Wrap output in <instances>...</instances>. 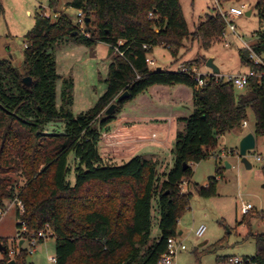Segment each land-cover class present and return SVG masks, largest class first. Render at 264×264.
<instances>
[{
	"label": "trees",
	"instance_id": "16d2710c",
	"mask_svg": "<svg viewBox=\"0 0 264 264\" xmlns=\"http://www.w3.org/2000/svg\"><path fill=\"white\" fill-rule=\"evenodd\" d=\"M67 7L88 19L84 32L60 10V0H49V10L58 15L53 20L37 14L26 40L23 72L11 60L0 59V211L18 203L20 231L24 222L28 234L51 232L56 264H157L167 240L179 235L178 221L189 208L191 193L182 185L192 179L193 165L208 160L219 138L243 125L248 110L256 119V138L264 136V76L251 78L248 91L236 98L233 81L202 75L208 84L197 88L193 73L148 65L157 46L176 57L190 38L206 50L223 40L227 23L216 10L191 33L181 0H70ZM256 8L263 20L264 0H257ZM3 13L0 0V17ZM255 37L251 48L264 58V30ZM70 42L104 43L112 56L105 93L78 115L72 111L74 80L58 74L54 55L57 45ZM239 56L248 69L264 71L249 49H241ZM200 64V59L185 63L190 70ZM25 77L32 79L30 87ZM178 85L192 91L193 111L178 119L185 129L176 134L172 166L160 173L158 161L140 155L121 165L105 162L100 150L104 130L118 120L126 103L155 86ZM126 92L129 97L120 100ZM113 104L117 107L107 116ZM222 170L206 187L194 185L199 196L218 194ZM156 213L159 232L154 235ZM260 216L264 220V212ZM248 236L255 239L254 259L264 264V234ZM3 242L7 252L0 264H8L11 251ZM27 252L21 248L17 264H26Z\"/></svg>",
	"mask_w": 264,
	"mask_h": 264
},
{
	"label": "rangeland",
	"instance_id": "374dc122",
	"mask_svg": "<svg viewBox=\"0 0 264 264\" xmlns=\"http://www.w3.org/2000/svg\"><path fill=\"white\" fill-rule=\"evenodd\" d=\"M1 1L4 6V13L0 17V59L11 60L12 64L23 72L26 40L35 26L37 14L47 13L51 15L53 20L56 17L49 10V0ZM69 1L60 0V10L66 12L75 22L77 11L67 7ZM243 3H249L250 8L244 16L233 21L236 26V33L228 29L226 39L214 42L208 50L204 49L200 42L190 38L184 42V47L176 57H173L168 48L157 46L149 55V58L156 61V67L152 68L176 71L178 65L200 59L201 64L196 68L197 71L203 75H212V69L207 66V61L213 59L214 64L220 69V75L225 76L226 79L228 76L247 73L248 68L242 65L239 51L245 47V44L255 42V34L264 30V19L261 20L259 17L256 8L257 0L232 1L226 6H240ZM181 4L191 33L195 32L197 26L204 22L207 15L214 9L211 0H181ZM248 13L250 14L248 15ZM54 55L58 74L62 78L71 77L74 80L73 114L78 115L93 107L107 88L105 80L107 79L109 63L112 60V56L109 54V46L104 43L87 46L70 42L57 45L54 49ZM206 59L207 61H205ZM61 83V81L58 83L59 93ZM156 87H166L171 90L174 88L185 89L186 92L181 90L179 93L178 96L181 101L178 102V105H174V108L177 107L176 110L183 112L185 116L192 113V91L180 85L173 87L155 86L135 100L128 101L123 112L130 111L128 115L130 117L141 116L147 110L146 99L151 101L150 103L155 100L157 103L160 102L159 97L153 93V89ZM247 91L248 88L235 89L236 98ZM163 107L161 106L162 111ZM172 111L174 112L173 108ZM247 113L248 126H241L238 129L244 134L255 131L256 124L253 112L248 110ZM122 115L123 113L119 115L118 119L121 120ZM117 123L115 121L108 129L104 130L100 150L105 162L121 165L134 156L141 155L146 159L158 161L160 173L167 171L172 166V150L176 134L178 131H183L185 125L178 122L179 126H177V131L173 137L167 135L164 146L156 151L159 156H152L150 151L146 149L136 153L137 145L132 143L112 146L108 133L114 129ZM56 127L61 131L63 124L61 123ZM151 134L149 132L148 136ZM153 138L155 137L153 136ZM240 141V135L237 131L228 132L220 137L217 148L211 151L212 156L208 160L194 164L192 179L183 183V191L191 193V197L189 208L178 221V233L182 232L179 237L186 245L187 250L178 255L177 264H216L218 257H253L256 255L255 239L249 237L248 234H264V220L260 216L264 212V162H258L253 155L264 153V136L258 137L256 149L252 155H248L252 164L251 169H247L239 157ZM72 163H74V157H72ZM226 163H229L231 167L228 168ZM220 169H223V179L219 177L218 194L213 197L199 196L194 185L206 187L210 178L216 177ZM72 182H75L74 177ZM23 183L21 181L20 185ZM17 205L18 203L8 204L4 210L0 211V238L3 239L0 242L4 245L3 241L7 240L8 249L16 251L11 259L16 261L15 257L20 255L22 248L28 251L25 257L26 264H56L52 260L56 258V241L52 233L49 232L42 242L37 241L36 247L32 249L30 241L36 234H28L27 230L20 231L18 229ZM158 218L156 213L153 225L154 235L159 232ZM201 225H205L207 231L202 238H198L195 232ZM20 241H24L23 245L20 244ZM2 256L3 253L0 252V258Z\"/></svg>",
	"mask_w": 264,
	"mask_h": 264
},
{
	"label": "built area",
	"instance_id": "2783aa9c",
	"mask_svg": "<svg viewBox=\"0 0 264 264\" xmlns=\"http://www.w3.org/2000/svg\"><path fill=\"white\" fill-rule=\"evenodd\" d=\"M211 1L214 4V9H212V12H214L215 10L218 11L227 23V28L223 34V39H226L228 29L236 33V26L233 23V21L235 19H238L244 16V14L250 8V4L243 3L240 6H236V5L226 6V4L229 3L227 1H224V0H211ZM44 15L48 18H52L51 15L47 13H45ZM57 15L58 14H54L55 17H57ZM150 17H154L153 13L150 14ZM74 23L80 31L84 32L87 26V20L82 11H77V19ZM251 45L252 44H245L244 48H247L251 51V59L254 60L256 64H262L264 66V58L257 56L256 53L253 52ZM121 55L123 54L121 53ZM147 63L150 67H156V62L154 59L148 58ZM176 71L182 72V73L195 74L196 79H197V88L205 87L208 84V82L205 79L201 78L203 74L199 73L196 68H193L192 70H190L185 64H180L178 65ZM217 76L219 77L220 80H223L226 82L233 81L236 89L240 90V89L249 87L251 78H254V77L262 78L264 76V71L261 74H257L253 70L248 69V72L245 74H239L236 76H228L227 79L225 76H221L220 74ZM242 126L243 127L248 126L247 120L243 122ZM252 153L253 151L249 152L248 155H252ZM253 156L258 162H264V153L257 154V155L255 154ZM19 206L21 208V212H24L23 206L21 204H19ZM22 224L24 227L22 230H26V224L24 222H22ZM206 231H207V227L205 225H201L196 230L195 233L198 238H202L205 235ZM48 233L49 232L42 231L38 233L36 236H34V238L30 241V247L34 249L36 247L37 241L44 239ZM179 236L180 235L173 236L167 240L166 252L161 256L157 264H177L178 255L187 250L186 245L183 243V241L181 240ZM15 254H16V251H11V256ZM52 260L56 262L55 258H53ZM216 264H258V262L252 256H243V257L224 256L218 259L216 261Z\"/></svg>",
	"mask_w": 264,
	"mask_h": 264
},
{
	"label": "crops",
	"instance_id": "0c3cea01",
	"mask_svg": "<svg viewBox=\"0 0 264 264\" xmlns=\"http://www.w3.org/2000/svg\"><path fill=\"white\" fill-rule=\"evenodd\" d=\"M181 90L182 92H186L185 89L180 88H174L171 90L166 87H156L153 89V93L159 97L160 102L157 103L155 100L153 103H150L151 101L146 99L147 110L141 116L130 117L128 116L130 111H124L121 120L118 119L117 125H115L114 129L108 133L112 146H121L123 143H132L137 145L136 153L146 149L147 151H150L149 153L152 156H159L156 151H159V148L164 146L167 135L173 137V134L177 131V126H179L178 119L185 116L183 112L176 110L177 107L174 108V105H178V102L181 101L178 96L179 93H181ZM161 106H164L163 111L161 110ZM172 108L174 112L172 111ZM234 131L238 132L240 140L247 135L242 133L241 130ZM149 132L152 133L151 136H148ZM251 133L254 134V131ZM153 136L155 138H153ZM256 140L258 141V138H256ZM23 243L24 241H20L21 245H23Z\"/></svg>",
	"mask_w": 264,
	"mask_h": 264
},
{
	"label": "water",
	"instance_id": "95a60500",
	"mask_svg": "<svg viewBox=\"0 0 264 264\" xmlns=\"http://www.w3.org/2000/svg\"><path fill=\"white\" fill-rule=\"evenodd\" d=\"M250 13H248L249 15ZM88 22V19H87ZM207 66L212 69L213 75H219L220 74V69L214 64L213 59H210L207 61ZM158 70L160 71L161 68H158ZM23 82L25 85L27 86H31L32 84V79L30 77H25L23 79ZM129 97V93L126 92L123 95L120 96V100L128 98ZM117 105L113 104L111 105L107 111H106V115H110L114 112V110L116 109ZM256 145H257V140H256V136L253 133H249L247 134L245 137H243V139L240 141L239 144V157L241 159L242 164L245 165V167L247 169H251L252 168V164L248 159V153L252 152L256 149ZM226 166L228 168L231 167V165L229 163H226ZM179 235H182V232L179 233ZM0 252L2 253H6L7 252V248L0 242ZM8 264H17L15 260H11L8 262Z\"/></svg>",
	"mask_w": 264,
	"mask_h": 264
}]
</instances>
